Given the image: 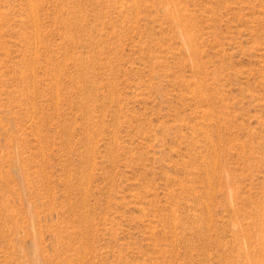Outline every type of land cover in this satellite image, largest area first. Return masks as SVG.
Returning a JSON list of instances; mask_svg holds the SVG:
<instances>
[{"label":"rangeland","instance_id":"374dc122","mask_svg":"<svg viewBox=\"0 0 264 264\" xmlns=\"http://www.w3.org/2000/svg\"><path fill=\"white\" fill-rule=\"evenodd\" d=\"M0 264H264V0H0Z\"/></svg>","mask_w":264,"mask_h":264}]
</instances>
